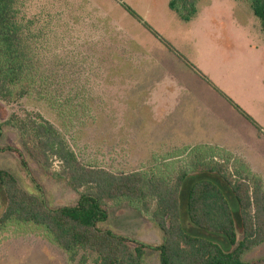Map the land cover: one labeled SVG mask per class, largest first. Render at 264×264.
I'll return each instance as SVG.
<instances>
[{"label":"rangeland","instance_id":"374dc122","mask_svg":"<svg viewBox=\"0 0 264 264\" xmlns=\"http://www.w3.org/2000/svg\"><path fill=\"white\" fill-rule=\"evenodd\" d=\"M170 1L24 0L26 17L37 19V28H42L33 62L39 71L32 76L36 81L42 78L44 85L21 99L0 100L4 124L0 147L24 150L12 123L40 114L63 134L85 165L130 173L156 164L161 173L175 177L179 165L196 155L223 154L231 157L225 164L228 174L249 177L241 169L247 165L237 163L231 153L232 146L239 147L244 157L254 159L251 148H255L264 157V33L259 21L242 0H199L197 15L186 22L169 8ZM121 3L130 6L198 72L133 19ZM158 82L165 85L153 87ZM165 86L172 90L162 89ZM171 138L179 144L165 148L174 143ZM258 140L263 144L256 147ZM155 150L157 154L150 156ZM152 160L155 163L149 164ZM25 161L26 166L15 152L0 151V171L11 173L27 193L43 195L54 209L78 203L80 194L64 180L59 161L53 159L48 170L27 155ZM262 163L250 165L262 170L264 184ZM171 164L175 170L166 171ZM201 179L223 190L239 222L238 203L220 179L191 176L181 192L183 228L193 237L231 251L224 235L201 230L189 221L188 193ZM129 204L127 199L108 202V219L99 227L161 245L163 233L151 216ZM5 208L6 195L0 185V217ZM237 233L241 239L240 227ZM243 260L264 264V243L247 252ZM0 264L78 261H71L45 232L22 225L0 231ZM144 264H159V254L148 251Z\"/></svg>","mask_w":264,"mask_h":264},{"label":"trees","instance_id":"16d2710c","mask_svg":"<svg viewBox=\"0 0 264 264\" xmlns=\"http://www.w3.org/2000/svg\"><path fill=\"white\" fill-rule=\"evenodd\" d=\"M199 0H171L169 8L186 22L198 13ZM248 3L264 33V0H242ZM122 8L181 61L197 71L195 66L165 39L161 38L127 4ZM24 0H0V100L21 99L43 86L34 59L38 51L42 28L37 19L26 17ZM198 72V71H197ZM237 108V107H236ZM239 112L257 129L261 128L243 111ZM15 121L23 149L7 147L0 151L15 152L26 166V155L48 170L53 159L60 162L64 180L80 194L75 206L51 208L44 196L23 190L8 171H0V185L6 195V208L0 217V231L8 226H34L45 232L50 242L63 250L78 264H144L148 251L159 254V264H249L243 256L264 243V184L250 173L234 178L226 172V155L199 154L179 165L177 175L161 173L156 164L147 171L114 173L104 168L85 165L70 147L63 134L40 114ZM4 124L0 121V140ZM264 134V132H263ZM168 165L166 171H174ZM164 168V167H163ZM244 171L241 170V173ZM245 173V172H244ZM215 176L234 195L239 206L236 213L223 190L209 179L196 181L187 197L190 223L207 232L224 235L232 245L225 251L217 243L193 237L185 232L181 222V192L191 177ZM239 175H241L239 173ZM62 178V177H61ZM207 178V177H206ZM63 179V178H62ZM86 190L82 192V189ZM129 200L132 207L151 216L163 233V243L153 246L132 240L99 224L108 219V202ZM129 204V205H130ZM153 204V205H152ZM130 205V206H131ZM242 238L239 239L237 228ZM83 252L79 260L78 256Z\"/></svg>","mask_w":264,"mask_h":264},{"label":"crops","instance_id":"0c3cea01","mask_svg":"<svg viewBox=\"0 0 264 264\" xmlns=\"http://www.w3.org/2000/svg\"><path fill=\"white\" fill-rule=\"evenodd\" d=\"M164 83L165 82H163V83H161V82L155 83V85H153V87H158L156 85H161V86L162 85H165ZM162 89H164L166 91L172 90V88H169L168 86L162 87ZM151 106L152 107H155L154 101H153V103H152ZM169 114H170V112L167 113V115H169ZM198 131H199V129H198ZM198 133L201 134L200 132H198ZM187 134L191 135L190 131H188ZM201 138L203 139V137H201ZM201 138H199L198 141H200ZM171 139H173L174 143H167V145L165 146V148H168V147L169 148H173V147H175V146H177L179 144V143H176L177 142V138H176V141H175V138H171ZM262 144H263L262 141L258 140V144L257 145H254V146L257 147V146H261ZM232 148H233V150H232V153L231 154H232V157H235L236 158L237 163L242 164V165H247V167H244V169L243 168H241V169L242 170H245L246 171L245 172L246 174L247 173H251V175L252 174L253 175L254 174L255 175H258L259 174L258 177L262 180V176H261V175H263L262 170L261 169H257V168H252V166L250 165V163H255V164L256 163H262V162L264 163V157L263 156H259V150H256V152H255V148H251V153H252L253 158H254V159H252L251 157H248V156L247 157H244V155H243V153H242V151H241V149L239 147L232 146ZM150 154H151L150 156H152L153 154L156 155L157 152H156V150L155 151H151ZM148 163L151 164V163H155V162H154V160H152V162H148ZM140 169H141V171L144 170L143 167H141ZM261 172H262V174H261Z\"/></svg>","mask_w":264,"mask_h":264}]
</instances>
